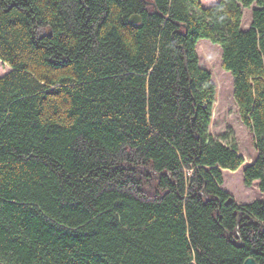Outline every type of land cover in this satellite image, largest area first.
<instances>
[{
    "label": "trees",
    "instance_id": "obj_1",
    "mask_svg": "<svg viewBox=\"0 0 264 264\" xmlns=\"http://www.w3.org/2000/svg\"><path fill=\"white\" fill-rule=\"evenodd\" d=\"M201 39L264 193V0H0V264H264V199L222 188L245 158L211 132Z\"/></svg>",
    "mask_w": 264,
    "mask_h": 264
},
{
    "label": "rangeland",
    "instance_id": "obj_2",
    "mask_svg": "<svg viewBox=\"0 0 264 264\" xmlns=\"http://www.w3.org/2000/svg\"><path fill=\"white\" fill-rule=\"evenodd\" d=\"M201 1L204 6H211L219 0ZM250 21L251 9H245L244 26L247 27ZM198 53L201 65L211 71L217 85L211 132L215 136L228 134L230 140L237 143L240 153L245 158V164L237 171L223 170L222 188L231 193L239 203L264 199V193L259 187V180H256L250 187L244 182L243 170L246 165L255 160L257 151L254 146V135L243 123L239 114L234 98V79L230 72L222 66V48L208 39H201L198 43ZM9 69H11L10 66L0 60V76L7 73Z\"/></svg>",
    "mask_w": 264,
    "mask_h": 264
},
{
    "label": "water",
    "instance_id": "obj_3",
    "mask_svg": "<svg viewBox=\"0 0 264 264\" xmlns=\"http://www.w3.org/2000/svg\"><path fill=\"white\" fill-rule=\"evenodd\" d=\"M131 21L134 23H139L141 21V17L138 15H134L131 18ZM244 264H259L254 258H248Z\"/></svg>",
    "mask_w": 264,
    "mask_h": 264
},
{
    "label": "crops",
    "instance_id": "obj_4",
    "mask_svg": "<svg viewBox=\"0 0 264 264\" xmlns=\"http://www.w3.org/2000/svg\"><path fill=\"white\" fill-rule=\"evenodd\" d=\"M11 69H9V71H10ZM254 201V200H253ZM252 202V201H251ZM239 203V202H238ZM244 203H250V202H241L240 204H244Z\"/></svg>",
    "mask_w": 264,
    "mask_h": 264
}]
</instances>
